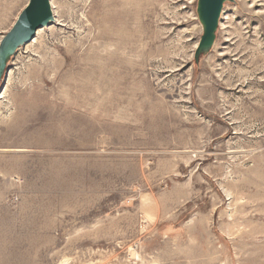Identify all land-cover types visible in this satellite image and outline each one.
<instances>
[{"label":"rangeland","instance_id":"374dc122","mask_svg":"<svg viewBox=\"0 0 264 264\" xmlns=\"http://www.w3.org/2000/svg\"><path fill=\"white\" fill-rule=\"evenodd\" d=\"M201 1L50 0L0 49V264H264V0Z\"/></svg>","mask_w":264,"mask_h":264},{"label":"water","instance_id":"95a60500","mask_svg":"<svg viewBox=\"0 0 264 264\" xmlns=\"http://www.w3.org/2000/svg\"><path fill=\"white\" fill-rule=\"evenodd\" d=\"M50 0H28L19 13L14 30L0 42V49H10L21 41H29L36 31L45 26L51 18ZM224 0H202L201 10L208 28L214 27Z\"/></svg>","mask_w":264,"mask_h":264},{"label":"bare ground","instance_id":"6f19581e","mask_svg":"<svg viewBox=\"0 0 264 264\" xmlns=\"http://www.w3.org/2000/svg\"><path fill=\"white\" fill-rule=\"evenodd\" d=\"M27 2H28V0H27ZM27 2H26V3H27ZM49 2H50V1H49ZM25 5H26V4H25ZM25 5H24V6H25ZM23 8H24V7H23ZM52 8H53V5L50 3V10H51V14H52V16H51V18L49 19V21H48V22H50L51 20H53V15H54V12L52 13V11H53V9H52ZM48 22L46 23V25L48 24ZM46 25H45V26H46Z\"/></svg>","mask_w":264,"mask_h":264}]
</instances>
